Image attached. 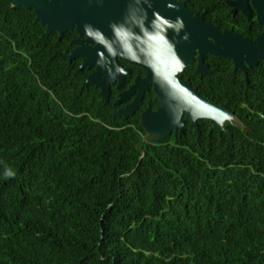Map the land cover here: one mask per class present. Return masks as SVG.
<instances>
[{"label": "trees", "instance_id": "trees-1", "mask_svg": "<svg viewBox=\"0 0 264 264\" xmlns=\"http://www.w3.org/2000/svg\"><path fill=\"white\" fill-rule=\"evenodd\" d=\"M75 36L0 0V264H264V64L248 87L222 58L197 74L247 129L139 147L68 63Z\"/></svg>", "mask_w": 264, "mask_h": 264}, {"label": "water", "instance_id": "water-1", "mask_svg": "<svg viewBox=\"0 0 264 264\" xmlns=\"http://www.w3.org/2000/svg\"><path fill=\"white\" fill-rule=\"evenodd\" d=\"M10 3L32 10L35 21L47 33H57L58 39L72 30L83 37L72 40L70 44L76 47L65 51V55L68 63L82 57L79 70L95 65L82 87L100 88L103 100L107 99V91L102 77L109 75L113 79L117 73H128L122 70L119 58L146 71L140 85L146 89L153 82L161 104L155 114L175 124L183 112L192 126L202 118L209 120L217 132L222 131L226 120L244 125L235 117L226 119L229 110L203 100L181 79V74L198 51V73H212L203 64V56L208 54L231 61L248 85V67L260 61L264 64V33L250 40L230 31L220 32L204 24L199 16H193L178 0H10ZM122 114L126 116V110ZM142 126L149 134L146 138L149 143L161 141L170 129L168 125L160 126L158 136L153 137L152 126L144 121Z\"/></svg>", "mask_w": 264, "mask_h": 264}, {"label": "flooded vegetation", "instance_id": "flooded-vegetation-1", "mask_svg": "<svg viewBox=\"0 0 264 264\" xmlns=\"http://www.w3.org/2000/svg\"><path fill=\"white\" fill-rule=\"evenodd\" d=\"M178 1L183 3L184 7L193 16H199L204 24H207L220 32L230 31L234 34L241 36L242 38L250 40H254L264 33V23H262L264 20V0ZM74 39H83V37H80L76 34V36L73 37L71 41ZM70 45L72 46L70 50L76 47L75 45ZM197 57L198 51H196L195 55L192 57L190 66L184 69L183 73L181 74V79L186 82L187 85L190 86L196 92V94L206 102L214 106H223L227 108L229 110L230 115H227L226 117L228 118L226 119L235 117L241 120L240 117L236 114V112L228 105H225L224 101L221 100L222 92L220 91V89L203 81H200L201 83H196V80H199L198 75H204L198 73L196 70L198 64ZM211 58L217 57L208 54L204 55L203 64L207 65L208 70H211L212 73H214L216 71V68L214 67L216 65V62L211 60ZM75 59L80 60V66L83 60L82 57H78ZM117 61L121 66L122 70H128V73L124 74V72L122 71V74H115L113 79H110L109 75L102 77L107 91L106 100H103L102 96L99 95L100 88H96L95 86H88L92 88V91L96 92V96L102 102V107L100 109L101 115L111 124L133 125L135 127H141L143 130L141 139L143 141L141 142V144L149 143L148 141H146V138L149 136V134L146 132V129L142 126V121L152 126L154 130V133L152 135L153 137L158 136L157 130L160 129V126L168 125L170 126V129L167 135L161 141L153 144L169 145L171 147L177 148L185 147L188 144L187 140L189 138L195 139L197 145L200 146L202 143L199 141V139L201 140L205 137V132L210 134L211 132L215 131L212 129V124L210 123V121L202 118L196 120V126H192L191 120L183 112L180 114L178 123L175 124L171 119H168L165 116L159 114H155L161 108V104L159 102V99L156 97L153 82L149 83L146 86V89L143 88L142 85H140L141 80L146 77V71L137 66H133L119 58H117ZM231 64L233 72L239 71L243 75L240 70H234L233 63L231 62ZM225 67L226 69L223 71L229 72V70H231V67ZM249 68L251 67H248V69ZM186 69H190V71L188 72L189 75L191 74V70H193L196 74L193 75L194 81L190 79V83L189 79H187L186 73H184ZM83 70L87 71V74L84 78L85 80L95 70V65H92L89 68H84ZM136 79L138 80L137 82ZM248 86L249 82L246 87ZM125 110L126 116L122 114V111ZM117 112H119V115H116ZM227 121L228 120L223 121L222 130H224L226 124L232 126L238 125L241 129L246 128L244 125L241 126L238 122L232 121L233 124H230ZM180 123H182V125H180ZM195 131H197V134L195 133Z\"/></svg>", "mask_w": 264, "mask_h": 264}, {"label": "clouds", "instance_id": "clouds-1", "mask_svg": "<svg viewBox=\"0 0 264 264\" xmlns=\"http://www.w3.org/2000/svg\"><path fill=\"white\" fill-rule=\"evenodd\" d=\"M12 175H14V173H12V172L6 173V176H12Z\"/></svg>", "mask_w": 264, "mask_h": 264}]
</instances>
